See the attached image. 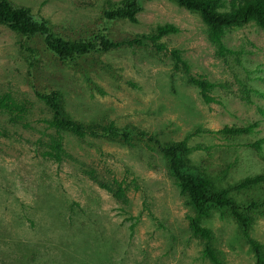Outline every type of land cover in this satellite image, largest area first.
Segmentation results:
<instances>
[{
	"label": "rangeland",
	"instance_id": "374dc122",
	"mask_svg": "<svg viewBox=\"0 0 264 264\" xmlns=\"http://www.w3.org/2000/svg\"><path fill=\"white\" fill-rule=\"evenodd\" d=\"M10 1L70 41L100 35L121 43L165 25L178 31L159 41L162 52L121 45L67 65L40 38L28 41L0 25V96L32 108L23 124L0 114V264H212L205 242L190 232L194 210L158 151L136 139L123 145L63 133L61 160L47 157L55 133L35 94L58 91L65 112L85 125L135 128L161 143L186 140L191 167L228 188L264 174V144L249 147L264 138V29L249 23L228 31L230 52L220 53L200 16L172 0H138L136 23L103 18L106 3L121 0ZM21 45L30 47V60ZM172 50L186 70L176 68ZM193 79L214 84L213 103L203 101ZM252 124L248 135L220 133ZM232 198L259 204L264 186ZM246 214L264 255V208ZM202 225L221 264H256L229 213L211 208Z\"/></svg>",
	"mask_w": 264,
	"mask_h": 264
},
{
	"label": "trees",
	"instance_id": "16d2710c",
	"mask_svg": "<svg viewBox=\"0 0 264 264\" xmlns=\"http://www.w3.org/2000/svg\"><path fill=\"white\" fill-rule=\"evenodd\" d=\"M179 7L200 16L205 24L210 42L216 46L220 53L230 52L223 43L228 31L243 27L249 23L264 29V0H172ZM142 6L138 0H121L119 2H107L103 9V18L107 22L128 21L137 22L138 14ZM0 25L10 31L26 38L28 41L40 38L44 49L56 57L61 63L75 65L80 59L95 51H109L121 45L129 47H144L152 45L159 52L165 51V47L159 41L171 34L177 33V28L165 25L156 28L152 34L136 35L121 43L114 42L98 35L94 39L66 40L62 38L49 23L37 19L32 11L23 6H18L10 0H0ZM21 49L30 60L32 54L30 47L21 45ZM177 69H187L180 53L176 50L170 52ZM32 65V64H31ZM206 104L215 100L210 96L214 84L204 80H192ZM36 97L44 104L51 114L50 119L45 120L48 130L55 133L50 138L49 150L45 156L61 160L63 144L60 135L69 133L79 139L86 136L102 137L110 142L130 145L133 140L141 141L149 148L158 151L166 160L171 177L180 192L187 198L189 205L194 210V215L189 218V229L192 235L205 242L204 256L212 264H221L217 253L211 246V230L202 225V220L207 218L211 208L227 212L242 228L243 236L254 251L256 264H264V255L261 246L249 236L250 218L246 212L257 211L264 208V202H250L247 206L238 205L232 198V194H240L245 191L264 186V174L246 178L228 188H219L216 182L208 175L191 167L188 155L191 149L186 140L177 143H161L153 137L147 138V134L135 128H117L113 123L107 125H85L75 121L64 110V100L58 91L39 92ZM32 112L28 100L18 101L10 93L0 96V114L7 115L13 124H23ZM256 124L247 127L224 128L220 133L232 137L253 133ZM264 144V138L249 147L260 150ZM123 190L115 193L120 198Z\"/></svg>",
	"mask_w": 264,
	"mask_h": 264
}]
</instances>
